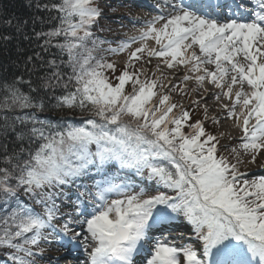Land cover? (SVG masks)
<instances>
[{
    "label": "snow or ice",
    "instance_id": "snow-or-ice-1",
    "mask_svg": "<svg viewBox=\"0 0 264 264\" xmlns=\"http://www.w3.org/2000/svg\"><path fill=\"white\" fill-rule=\"evenodd\" d=\"M29 7L48 25L23 34L39 51L0 71V264H41L53 241L82 248L83 264H264V0H154L116 47L94 31L101 0ZM102 53L127 56L118 68ZM160 64L195 81L202 119ZM221 115L234 142L206 130Z\"/></svg>",
    "mask_w": 264,
    "mask_h": 264
},
{
    "label": "rangeland",
    "instance_id": "rangeland-1",
    "mask_svg": "<svg viewBox=\"0 0 264 264\" xmlns=\"http://www.w3.org/2000/svg\"><path fill=\"white\" fill-rule=\"evenodd\" d=\"M132 3L134 4H142L144 7L137 9L139 12L141 11L142 13L144 12H153L152 5L154 4V0H101V7L104 9V18L100 20V27L103 29L101 31V39H106L109 41H112V47H116L119 41L125 40L130 36L136 35L137 31L136 29L139 28L141 25H135L133 26V22L135 21V15H131V17L128 18L125 15H130L131 8L128 7H123V5ZM109 7L112 9H115V11H110ZM138 45H133V50L135 47ZM105 48L108 47V45H104ZM103 55L106 56V58L109 60V62H115L118 66V68L123 66V61L126 59L127 53L121 55V56H111L106 53H102ZM145 60L147 59L146 57L144 58ZM143 63V61H142ZM157 66V61L155 59L152 60L151 64H145V71H147L148 68H151L153 72H155ZM160 67L162 68V64H160ZM182 71L181 74L177 75L178 77H172L171 75L168 77L166 75L167 80H171L177 85H179L180 88L186 90V95H180L178 92L177 93H172V97L174 101H178L180 105H182L186 110L190 111L193 114V119L203 118V108H204V102L200 103V106L197 107L195 104L192 103V101L198 100V96L194 94L192 89L196 88L197 85L190 84V81L187 84H183L180 82V75L187 74L186 70L181 68ZM151 75V74H149ZM159 75V73H157ZM194 82V81H193ZM207 84V83H206ZM209 85V84H208ZM209 87H212L209 85ZM213 88V87H212ZM214 89V88H213ZM210 102L208 105L210 115H216L217 111L213 110L211 107V104H213V100L207 101ZM221 120L220 124L213 125L211 122L206 121V130L213 133H223L228 130V127L232 125V121H224L223 115L219 117ZM233 136V141L234 142L235 138L239 136L238 131L235 133H232ZM230 143V141H222V144H227ZM244 170V169H242ZM247 171L253 173V174H261V170L259 167V163L255 165H248L247 166ZM137 184L141 183L139 178H137ZM143 183L146 185L148 184V181L145 180ZM138 190V189H137ZM70 209V205L68 206ZM177 225V231H183L185 232V240H189L190 237H194V233L191 232V228L189 225L186 224L182 220H178L176 222ZM45 247V253L44 257L41 260V264H74L73 260H71V257H67V255L64 254L65 250H62L59 248L58 244L53 241L51 244H48L47 242H44L43 245ZM81 253L83 252V249L81 248ZM84 254V252H83ZM81 264V263H80Z\"/></svg>",
    "mask_w": 264,
    "mask_h": 264
},
{
    "label": "trees",
    "instance_id": "trees-1",
    "mask_svg": "<svg viewBox=\"0 0 264 264\" xmlns=\"http://www.w3.org/2000/svg\"><path fill=\"white\" fill-rule=\"evenodd\" d=\"M37 15L42 16L43 13H37L34 7H29V0H0V33L10 34L13 37V39L7 43L6 48L3 44H0V66H2L0 71H3V68H6L7 73L9 74L12 72L23 71L22 64L24 58L31 55L34 50L39 51L34 43H30L29 41H25L23 39V34L31 35L33 28H35L36 31H39L42 28L46 30L48 28L47 24H41L39 20H35L34 22V17ZM5 19H12L13 27H4L2 21ZM25 20H27L28 23L24 26L23 33H16V23L23 22ZM101 29V27H98L94 30L98 37L101 36ZM17 48L21 49V51L17 52ZM42 55L46 54L42 53ZM13 61H18L21 64V67L16 68ZM50 115H52L53 119L58 118L54 114ZM72 118L78 122L82 117L79 113H77Z\"/></svg>",
    "mask_w": 264,
    "mask_h": 264
},
{
    "label": "bare ground",
    "instance_id": "bare-ground-1",
    "mask_svg": "<svg viewBox=\"0 0 264 264\" xmlns=\"http://www.w3.org/2000/svg\"><path fill=\"white\" fill-rule=\"evenodd\" d=\"M129 4V3H128ZM135 5L136 4H134V6H133V8H131V10L132 11H130V15H125L126 17L128 16V18L129 17H131V15H135V25H141L142 23H143V21L145 20V19H147L148 18V13L149 12H144V13H142L141 11L139 12L137 9H140V8H142V7H144V5H142V4H139V5H141L142 7H135ZM162 68H163V71H164V73H165V75H168V77L171 75L172 77H178L177 75H179V74H181V72L180 71H182L181 70V68H177V69H166V68H164L163 67V65H162ZM183 75H180V77H179V79L182 77ZM195 83V81L193 82V81H190V84H194ZM196 84V83H195ZM198 87V86H197ZM196 87V88H197ZM204 87L205 88H207L208 89V92H206V93H204V95L205 96H207V97H210L211 96V94L213 93V92H216V91H218L217 89H213L212 87H209V85L208 84H206L205 83V85H204ZM200 91L201 92H203V89H200ZM194 94L195 95H197L198 96V100H201V96L197 93V92H194ZM212 99L211 98H209L207 101H211ZM201 102H203L202 100H201ZM210 102H207V104H209ZM211 107L213 108V110H216V111H218V109L217 108H214L213 107V104H211ZM228 130H232V133H235L236 132V130H234L233 129V127H232V125H230L229 127H228ZM71 253V251H65L64 252V254L65 255H68V254H70ZM75 254H76V257H79V253H78V250H76L75 251Z\"/></svg>",
    "mask_w": 264,
    "mask_h": 264
}]
</instances>
